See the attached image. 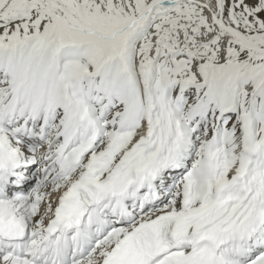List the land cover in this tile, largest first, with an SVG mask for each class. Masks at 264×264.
<instances>
[{
    "label": "snow or ice",
    "instance_id": "obj_1",
    "mask_svg": "<svg viewBox=\"0 0 264 264\" xmlns=\"http://www.w3.org/2000/svg\"><path fill=\"white\" fill-rule=\"evenodd\" d=\"M0 264H264V0H0Z\"/></svg>",
    "mask_w": 264,
    "mask_h": 264
}]
</instances>
